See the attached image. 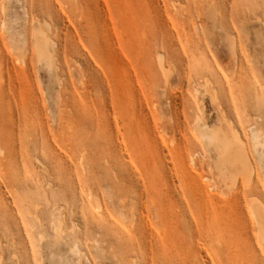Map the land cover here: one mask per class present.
Segmentation results:
<instances>
[{"label": "rangeland", "instance_id": "1", "mask_svg": "<svg viewBox=\"0 0 264 264\" xmlns=\"http://www.w3.org/2000/svg\"><path fill=\"white\" fill-rule=\"evenodd\" d=\"M258 206L264 0H0V264H264Z\"/></svg>", "mask_w": 264, "mask_h": 264}, {"label": "bare ground", "instance_id": "2", "mask_svg": "<svg viewBox=\"0 0 264 264\" xmlns=\"http://www.w3.org/2000/svg\"><path fill=\"white\" fill-rule=\"evenodd\" d=\"M43 24L47 27H45L42 24L40 25V23H39V26L37 28H35V31H33L34 32V47H35L34 49L37 53V57H38L39 61H42V63L44 65L53 66L54 64H53L52 58L54 55L51 56L50 51H49V46L52 45V42H51L50 38L48 37V35L46 34V30L49 29L48 28L49 23L45 21ZM53 44H54V41H53ZM159 58H161V57H158V59ZM162 58H163V56H162ZM161 62H162V60H161ZM166 72H168V74H169L170 70L168 69V70H166ZM164 73H165V71H164ZM230 124H231V122H230ZM197 126H198V129H197L198 133L200 134L199 136L203 139V141L206 142L207 146L208 145L211 146L217 153V156H216L217 157V163L221 164V175H222L224 181H226L227 179L232 180L233 176H231L230 174H234V173H238V172L247 176L246 171H248V170L245 168L244 164H241V163H247L245 156L243 154V151L239 148V146H238L239 144L236 146L237 143L241 142V141H239V135H238V137L236 135H234L235 137H233V136L231 137L229 135V130H228L227 126H225L224 128H220V126H219V128H217L218 126L216 128L208 126L207 124H205L201 120L200 116H199V119L197 121ZM233 131L234 130H232V132ZM237 133L238 132L236 131L234 134H237ZM251 133H252L251 135H252L253 143H254V145H256L260 140L259 139V132H257L254 128H252ZM236 141H237V143H236ZM206 151L208 152L209 150H206ZM232 165H234L236 167L233 168ZM231 169L233 171H231ZM255 209H257V210L254 211V208H253L255 219L259 224V228L261 226V229L264 230V214L262 212V209L259 208V206H258V208H255ZM56 226H54V227H56L55 229L57 230L56 233H59L58 232L59 231V225L57 224ZM56 235H59V234H56ZM72 251L75 254L78 253V246L76 244H74V246L72 247Z\"/></svg>", "mask_w": 264, "mask_h": 264}]
</instances>
